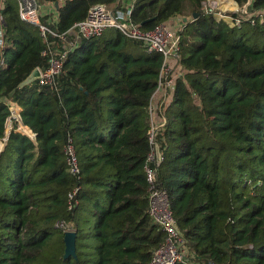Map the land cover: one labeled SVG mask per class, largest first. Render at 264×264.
<instances>
[{
	"label": "trees",
	"instance_id": "1",
	"mask_svg": "<svg viewBox=\"0 0 264 264\" xmlns=\"http://www.w3.org/2000/svg\"><path fill=\"white\" fill-rule=\"evenodd\" d=\"M43 1L58 4V21L49 26L65 33L93 5L118 0ZM203 2L138 0L132 13L144 30L188 18L180 32L185 75L159 136L161 188L196 261L264 264V20L232 25L206 13ZM0 5L6 42L0 141L10 107L21 109L35 134L33 140L14 124L0 153V264H150L165 242L148 215L144 172L163 57L108 29L78 42L57 89L38 82L20 88L47 67L46 43L38 25L21 20L18 0ZM258 12L264 14V0H252L250 15ZM69 134L81 181L68 172ZM77 185L79 205L69 211L68 194ZM60 220L77 233V258H64Z\"/></svg>",
	"mask_w": 264,
	"mask_h": 264
},
{
	"label": "built area",
	"instance_id": "2",
	"mask_svg": "<svg viewBox=\"0 0 264 264\" xmlns=\"http://www.w3.org/2000/svg\"><path fill=\"white\" fill-rule=\"evenodd\" d=\"M137 1L130 0L126 4L125 0H118L112 5L95 4L89 9L83 21L75 24L69 31L59 33L49 26L57 23L58 13L54 15L44 12V9L40 11L38 0H18L21 20L38 25L46 43L43 56L48 59V65L46 68L40 69L41 77L37 81L40 87L51 86L57 89L58 80L64 71L65 61L78 47V42L100 38L108 29L118 30L124 37L138 42L147 54H158L163 57L158 86L149 107L151 117L150 152L145 162L144 172L149 192L148 215L153 223L164 232L165 242L154 251L150 264H202L196 261L188 251L184 234L178 228L170 210L168 192L161 188L159 179V168L163 162L159 136L166 124L165 108L173 98L176 81L185 75V71L179 66L180 32L184 28L185 22L181 19L182 22L175 32L167 23L158 24L151 30H144L132 18ZM251 3L252 0H248L247 3L239 6L232 13L236 15L235 17L232 14L226 16L227 14H224L218 0H204L203 9L206 13L214 14L218 20H226L232 25H240L244 20L255 23L258 18L263 22V13L258 12L261 13L258 16L250 15L249 7ZM50 5L53 11L56 10V7L58 8L55 3H50ZM1 8L2 5H0V68H5L6 62L3 58V50L6 42ZM44 16L48 19L47 23L42 22ZM14 124H17L19 131L24 132L25 126L20 109L10 107V116L6 121L5 137L0 141V153L1 148L8 141ZM33 137L35 138V134H32L31 138ZM64 154L69 174L81 181V166L75 141L71 134L67 137ZM80 191L81 187L77 185L69 192V211L75 210L79 205L78 194ZM55 227L64 230L65 233L75 231L65 220L57 221Z\"/></svg>",
	"mask_w": 264,
	"mask_h": 264
},
{
	"label": "crops",
	"instance_id": "3",
	"mask_svg": "<svg viewBox=\"0 0 264 264\" xmlns=\"http://www.w3.org/2000/svg\"><path fill=\"white\" fill-rule=\"evenodd\" d=\"M38 1L40 3V11H42L44 9V12L52 13L54 15H57V13H58V8L57 7H56V10L53 11V9L51 8L50 2H44L43 0H38ZM129 1L130 0H125L126 4L129 3ZM218 1L221 4V7H222V10L224 11V14H227L226 16H229V14H232L233 12H235L239 8V5L234 0H218ZM63 3H64L63 1L61 3H59L60 6H62ZM181 19H183L182 21L184 22L185 18L175 17V18L171 19L169 21L170 24L172 25L171 28L176 30L179 27L180 23L182 22ZM18 109H20V108H18ZM20 112H21V109H20ZM23 133L26 134L27 136H29L30 138H31V136L33 134L32 131L29 128H27V127L24 128V132ZM32 139L35 140L34 137ZM5 146H6V143L1 148L2 151L4 150Z\"/></svg>",
	"mask_w": 264,
	"mask_h": 264
},
{
	"label": "water",
	"instance_id": "4",
	"mask_svg": "<svg viewBox=\"0 0 264 264\" xmlns=\"http://www.w3.org/2000/svg\"><path fill=\"white\" fill-rule=\"evenodd\" d=\"M58 6V4H57ZM196 17V15H195ZM154 19L148 20V22H151ZM188 21V18L184 19V22L186 23ZM41 77V70L39 68L35 69L29 77L20 85V88H25L27 86L35 84L38 79ZM64 243H65V254L64 258H77V233L75 231L72 232H66L64 236Z\"/></svg>",
	"mask_w": 264,
	"mask_h": 264
},
{
	"label": "rangeland",
	"instance_id": "5",
	"mask_svg": "<svg viewBox=\"0 0 264 264\" xmlns=\"http://www.w3.org/2000/svg\"><path fill=\"white\" fill-rule=\"evenodd\" d=\"M168 23H169V25H170V27H171L172 25L170 24V22H168ZM168 23H167V24H168ZM173 31L175 32L176 30L173 29Z\"/></svg>",
	"mask_w": 264,
	"mask_h": 264
}]
</instances>
